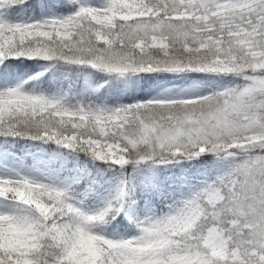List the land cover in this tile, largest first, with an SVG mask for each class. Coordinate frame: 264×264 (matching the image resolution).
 Returning <instances> with one entry per match:
<instances>
[{
    "label": "snow or ice",
    "instance_id": "obj_1",
    "mask_svg": "<svg viewBox=\"0 0 264 264\" xmlns=\"http://www.w3.org/2000/svg\"><path fill=\"white\" fill-rule=\"evenodd\" d=\"M0 264H264V0H0Z\"/></svg>",
    "mask_w": 264,
    "mask_h": 264
}]
</instances>
